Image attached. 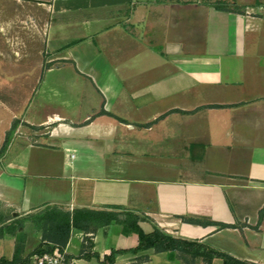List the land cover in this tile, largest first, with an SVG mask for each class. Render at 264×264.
<instances>
[{
  "label": "crops",
  "instance_id": "0c3cea01",
  "mask_svg": "<svg viewBox=\"0 0 264 264\" xmlns=\"http://www.w3.org/2000/svg\"><path fill=\"white\" fill-rule=\"evenodd\" d=\"M27 22L22 52L49 56L25 58V71L14 62L8 82L0 78L11 93L2 141L16 122L0 155L8 218L46 206L130 211L145 218V232L156 225L264 264V219L255 228L264 206V0H41ZM89 242L102 259L136 246L137 235L114 222L72 229L65 250L80 261ZM178 255L124 252L113 264H178Z\"/></svg>",
  "mask_w": 264,
  "mask_h": 264
},
{
  "label": "trees",
  "instance_id": "16d2710c",
  "mask_svg": "<svg viewBox=\"0 0 264 264\" xmlns=\"http://www.w3.org/2000/svg\"><path fill=\"white\" fill-rule=\"evenodd\" d=\"M215 6L219 9H225L224 2L222 1L216 2ZM15 127L16 122H13L0 148V155L4 153ZM181 218L185 222L196 224L206 225L215 223L193 217L182 216ZM144 219V217L133 212L124 210L77 208L71 213L58 206H46L38 212L15 218H0V238L3 237L4 233L15 237L13 255L10 258L0 256V264H26L33 254L52 252L55 248L63 250L69 241L72 229L90 233L113 222L121 226L124 234H136L137 245L129 249H112L109 254L104 255L100 259L97 252L90 250L92 246L90 242L89 244L83 243L78 258L91 259L95 257L98 264H113L116 255L119 253H138L146 249H153L155 252L176 251L182 258L200 259L203 264H256L233 257L224 251L215 249L197 240L173 236L156 225L153 226L152 231L145 232L139 224ZM263 219L264 206L259 210L255 228L259 227ZM27 222H31L41 232V241L32 252L25 256L26 233L24 228ZM218 225L222 227L228 226L223 223H219ZM87 239L88 237L84 240L87 241Z\"/></svg>",
  "mask_w": 264,
  "mask_h": 264
},
{
  "label": "rangeland",
  "instance_id": "374dc122",
  "mask_svg": "<svg viewBox=\"0 0 264 264\" xmlns=\"http://www.w3.org/2000/svg\"><path fill=\"white\" fill-rule=\"evenodd\" d=\"M41 0H0V78H4L2 81L7 83L11 76L9 72L14 67V62L20 61L16 66H20L15 70L25 69L22 65L25 58H28L32 64L41 57L43 60L49 56L47 53L37 54V57H30L28 53L22 52L24 45L29 44V38L25 29L23 28L27 24L28 14L34 10V7L38 6V2ZM26 21V23H25ZM39 43V40L37 41ZM40 44V43H39ZM16 50L17 52H13ZM25 54V56H24ZM29 66V65H28ZM23 70H20L23 72ZM25 71V70H24ZM12 84V83H10ZM8 83V85H10ZM13 85V84H12ZM22 86V85H21ZM20 85H15V89H19ZM20 93L26 92V87H21ZM16 93H19L17 92ZM7 85H0V148L4 141V133L8 128V118L10 116V94L8 93ZM22 94V93H21ZM13 212L10 208L0 202V218L12 217ZM148 229V228H147ZM26 233L25 239V251L24 255H28L38 245L39 238L36 236L37 232L32 227H28L24 230ZM12 235L4 233V237L0 238V256L11 257L14 251V242L10 240ZM14 238V237H13ZM178 264H203L200 259L192 260L190 257L182 258L179 254ZM82 260L77 262L80 264H94L92 260L81 258Z\"/></svg>",
  "mask_w": 264,
  "mask_h": 264
},
{
  "label": "built area",
  "instance_id": "2783aa9c",
  "mask_svg": "<svg viewBox=\"0 0 264 264\" xmlns=\"http://www.w3.org/2000/svg\"><path fill=\"white\" fill-rule=\"evenodd\" d=\"M26 264H78L75 257H70L65 250L55 248L52 252L36 253L30 256Z\"/></svg>",
  "mask_w": 264,
  "mask_h": 264
}]
</instances>
